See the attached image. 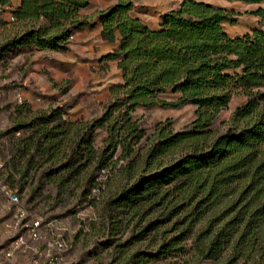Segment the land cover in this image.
Instances as JSON below:
<instances>
[{"label": "trees", "instance_id": "trees-1", "mask_svg": "<svg viewBox=\"0 0 264 264\" xmlns=\"http://www.w3.org/2000/svg\"><path fill=\"white\" fill-rule=\"evenodd\" d=\"M0 1L3 6L10 2ZM90 4L21 0L12 12L19 29L3 52L22 47L64 51L73 34L97 17L102 37L119 41L103 60H118L123 79L110 88L112 98L99 118L89 122L65 121L61 108H26L30 116L14 131L26 129L27 134L12 136L9 183L22 193L33 180L31 172L45 164L49 167L42 174L60 186L77 183L81 173L89 181L94 179L91 165L101 171L123 160L121 174L132 183L108 201V223L117 232L137 219L146 223L136 238L164 236L155 251L138 249L128 260L175 256L191 240L199 259L264 264V9L249 13L259 18V28L232 38L224 24L235 25L241 14L199 0H183L163 13L156 29L131 15L133 0H117L93 17L82 16ZM238 95L246 100L226 129L213 130L219 113ZM155 104L191 105L196 119L189 130L175 132L163 124L148 137L133 114ZM168 233L174 235L166 238Z\"/></svg>", "mask_w": 264, "mask_h": 264}, {"label": "rangeland", "instance_id": "rangeland-1", "mask_svg": "<svg viewBox=\"0 0 264 264\" xmlns=\"http://www.w3.org/2000/svg\"><path fill=\"white\" fill-rule=\"evenodd\" d=\"M206 1L213 6L241 14L235 25L224 24L225 32L232 38L260 27L259 18L249 13L259 7L264 9V3ZM6 11L4 7L0 9V154L7 160V171L10 174L13 172L14 164L10 159L12 136L19 138L22 132L27 134L26 129L21 130L19 135H15L14 131L20 121H26V118L30 116L26 113V108L31 109L32 112L61 108L64 110L62 117L65 121L89 122L99 118L109 101L104 99L98 103L91 96L90 86L94 84L92 76H82L80 71L77 72L74 68L62 67L63 72L56 75L57 78L59 77L56 81L48 65L38 64L46 59L45 56L22 57L16 51L3 52L2 47L17 32L13 23L3 17L2 14ZM77 58L83 57L78 55ZM66 64L70 65L69 62ZM94 70L90 68L93 74ZM108 73L115 78L114 71L109 70ZM100 76L102 75L98 77ZM98 77L95 76V79L98 80ZM19 95L22 96L23 101L18 103L16 98ZM39 98L40 101H38ZM245 100L242 95L234 97L228 108L219 113L212 129L223 132L234 110ZM194 110L195 108L191 105L173 109L155 104L148 107L140 106L133 116L145 131L146 136L150 137L155 129L163 124H169L175 132L189 130L196 119ZM100 139H98L99 145ZM142 142L144 144L145 139ZM114 161V164L101 171L95 164L91 165L90 174L92 178L94 177L92 180L86 181L81 173L77 183L73 180L74 182L64 183L61 186L42 174L49 164L30 174L33 180L29 179V185L21 193V198L37 216L56 219L62 224L55 232L65 237L68 246L65 252L67 259L77 264H230L224 258L219 261L199 259L192 248L191 240H188L182 253H177L175 256L146 257L141 263L128 260L130 254L138 249L141 252L155 251L158 244L162 243L164 236L158 234L156 237L148 235L142 239L136 238L140 227L146 223L139 224L137 219L124 222L117 232L113 230L112 224L108 223L107 215L110 213L108 201L125 183H132V180L125 179L121 174L125 162L116 161V159ZM15 176L18 178V175ZM205 221V219L201 221L198 227L204 225ZM173 235L168 233L166 238ZM134 237L133 244L127 247L121 246ZM236 264L255 263L242 259Z\"/></svg>", "mask_w": 264, "mask_h": 264}, {"label": "crops", "instance_id": "crops-1", "mask_svg": "<svg viewBox=\"0 0 264 264\" xmlns=\"http://www.w3.org/2000/svg\"><path fill=\"white\" fill-rule=\"evenodd\" d=\"M116 1L117 0H91L90 6L87 9L81 10L80 14L82 16L93 17L96 11L114 5ZM182 1L183 0H133L134 7L131 11V15L140 18L149 28L156 29L162 19V14L176 9ZM199 1L209 3L206 0ZM20 2L21 0H10V2L4 6V9L7 11L2 15L6 20L10 21V14L20 6ZM18 29V27L15 28L16 31ZM72 38L73 39L69 40L67 44V49L58 51V53L37 51L30 47L18 48L16 52L22 57L32 55L34 58H38V56L41 55L45 56L46 59L41 60L38 64L42 63L43 65H48L56 81L59 80V77L57 78L56 75L63 72L62 67L69 69L74 68L77 72L80 71L79 73L82 76L94 77V84L90 86L92 92L91 96L94 97L98 103L104 99L110 101L112 98L109 93L110 88L121 83L123 77L120 70L117 68L118 60H103V56L112 53L117 48L119 43L118 39L114 42H109L102 37V23L97 17H94V22L91 26L78 29L73 34ZM78 55L83 58H77ZM66 62H69L70 65H67ZM90 68L95 69L94 74L90 71ZM109 70L115 72V78L110 76L108 73ZM100 74L102 76L98 77ZM95 76L98 77V80L95 79ZM39 77L41 78L40 75ZM26 79H28V77ZM40 100L39 98L38 101Z\"/></svg>", "mask_w": 264, "mask_h": 264}, {"label": "built area", "instance_id": "built-area-1", "mask_svg": "<svg viewBox=\"0 0 264 264\" xmlns=\"http://www.w3.org/2000/svg\"><path fill=\"white\" fill-rule=\"evenodd\" d=\"M9 20L16 22L12 14ZM16 99L23 101L20 95ZM8 174L7 160L0 154V264H77L65 257L67 242L55 232L62 224L37 216L18 187L9 183Z\"/></svg>", "mask_w": 264, "mask_h": 264}]
</instances>
